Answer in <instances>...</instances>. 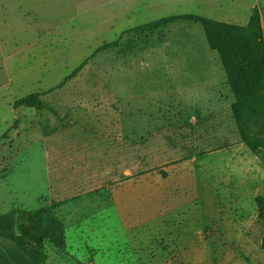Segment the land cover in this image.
I'll return each instance as SVG.
<instances>
[{
	"label": "rangeland",
	"instance_id": "374dc122",
	"mask_svg": "<svg viewBox=\"0 0 264 264\" xmlns=\"http://www.w3.org/2000/svg\"><path fill=\"white\" fill-rule=\"evenodd\" d=\"M255 8L0 0V215L60 223L40 264H264V160L246 142H264V82L238 111L236 47L192 21L131 32L179 15L245 27ZM29 95L39 109L14 108ZM0 264L36 263L0 237Z\"/></svg>",
	"mask_w": 264,
	"mask_h": 264
},
{
	"label": "trees",
	"instance_id": "16d2710c",
	"mask_svg": "<svg viewBox=\"0 0 264 264\" xmlns=\"http://www.w3.org/2000/svg\"><path fill=\"white\" fill-rule=\"evenodd\" d=\"M177 21L199 23L204 27L208 40L212 44L218 42V48L223 45L229 48L236 47L239 54L240 78L236 79V76L230 73V84L237 96L233 109L241 111L248 102L247 98L241 94L246 91L249 85L254 84L256 86L261 81L264 82V40L258 9L253 10L250 23L245 27L231 26L196 15H179L141 25L132 29L131 32L150 33ZM219 51H221L223 62L227 64L225 53L222 49ZM262 84L264 86V83ZM35 97V95H29L15 101L14 108L39 109L40 102L36 101ZM251 112L252 110H250ZM260 128L264 130V124ZM246 142L255 155L264 160V142L256 138L247 139ZM258 206L261 216L264 218L263 199L258 201ZM0 237L19 242L21 249H24L36 264H40L47 259L45 240H49L56 246L62 244V226L54 219L43 218L39 214L10 210L0 215ZM261 247L264 248V237L261 241Z\"/></svg>",
	"mask_w": 264,
	"mask_h": 264
},
{
	"label": "crops",
	"instance_id": "0c3cea01",
	"mask_svg": "<svg viewBox=\"0 0 264 264\" xmlns=\"http://www.w3.org/2000/svg\"><path fill=\"white\" fill-rule=\"evenodd\" d=\"M232 3L235 2V0H231ZM255 6L257 7L258 11H259V16H260V24H261V28H262V33H263V40H264V0H253ZM211 1H210V5H211ZM208 4H209V0H208ZM219 9H217V11L221 10V12H223V7L222 5H218ZM213 8V7H212Z\"/></svg>",
	"mask_w": 264,
	"mask_h": 264
}]
</instances>
